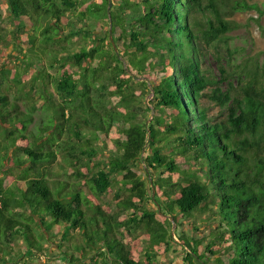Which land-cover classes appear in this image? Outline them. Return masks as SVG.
I'll return each mask as SVG.
<instances>
[{
  "label": "trees",
  "instance_id": "obj_1",
  "mask_svg": "<svg viewBox=\"0 0 264 264\" xmlns=\"http://www.w3.org/2000/svg\"><path fill=\"white\" fill-rule=\"evenodd\" d=\"M110 1L107 13L108 0H5L13 44L28 47L11 54V68L0 45V264L44 254L47 220L63 226L58 249L67 264H149L176 243L169 217L178 226L206 213L215 223L207 235L178 237L181 264H264V63L248 58L219 65L218 73L203 64L205 46L234 28L226 17L264 14V6L142 0V15L127 22L125 10L139 4ZM110 26L112 35L120 32L112 37L117 52ZM76 35L88 47L72 51ZM51 50L54 57L45 59ZM38 61L48 68L36 70ZM12 87L26 103L37 95L50 111L33 128L35 106L21 110L10 100ZM148 93L152 101L142 113L150 122L138 118ZM204 97L225 116H209ZM97 140L110 152L106 158ZM141 164L156 171L149 186ZM60 171L78 181L51 188ZM113 184L119 213L100 202ZM17 238L23 246L16 252Z\"/></svg>",
  "mask_w": 264,
  "mask_h": 264
},
{
  "label": "rangeland",
  "instance_id": "obj_2",
  "mask_svg": "<svg viewBox=\"0 0 264 264\" xmlns=\"http://www.w3.org/2000/svg\"><path fill=\"white\" fill-rule=\"evenodd\" d=\"M95 1V0H94ZM249 3H257L260 8L264 6V0H246ZM134 3L139 4L138 10H125V16L127 22L133 21L139 16L142 15V0H134ZM9 12L7 9V5L5 0H0V34L5 36V41L0 42V45L6 46L4 48L6 54L8 55L3 59L4 62H8L9 67H13V65H16L15 59H13L11 54H14L17 50L19 51V48H27V43H21L18 47H15L13 44V40L11 36L9 35V32L13 31V26L10 24L9 19ZM228 20H230L234 24V28L228 32L225 37L222 38L221 41L214 42L210 46H205V52L206 56L203 58V64L206 68H211L212 70H215L216 73H218L217 68L219 65H223L225 68H229L233 64H238L242 62L245 59L253 58L255 60H258L259 63H264V35H262V29H264V14H259L255 10H248V11H237L232 16L226 17ZM89 23L85 24V28L90 27L88 25ZM84 24H76V26H83ZM75 26V27H76ZM77 28V27H76ZM91 29L94 30V32H102V28L99 25H92ZM26 31V28L24 29V32ZM69 28L64 29V34H68ZM120 34L119 29L117 28L115 31V34L112 35L113 38H118V35ZM19 43V42H18ZM37 42L38 47H41ZM115 43V42H114ZM120 42L117 43L118 46H120ZM89 45L87 40H84L81 38V36H75L73 37V43L70 45L72 51H78L80 46ZM118 50V48H117ZM55 51H47L45 54L46 58L51 60L52 57H54ZM17 54V53H16ZM19 56V54H17ZM44 59V62H45ZM122 60L123 57L121 58ZM39 62V61H38ZM40 64H37L34 66L36 70H39L43 66H46L44 68H48V65L43 62H39ZM22 63H18L19 66H21ZM48 71L53 73L54 69H48ZM217 80L219 79V75L216 76ZM220 80V79H219ZM46 88L51 90V84L46 83ZM234 84V83H233ZM223 89H224V83ZM10 100L16 101L19 105L21 110H25L28 108L31 104L35 106L36 111L34 112L33 122L30 124V128H33L37 124H39L40 119L44 116L46 117V114L50 111H47L43 108V100L39 98L37 95L30 96L27 103L25 100L21 99L20 93H17L15 90V87H12L10 89ZM34 92V91H33ZM35 93V92H34ZM140 105L142 106L141 114L139 115V120H144L147 118V121L150 122L151 114H144L142 113V110L144 108V105L147 107L150 106V103L152 101V93L146 94L144 97L141 98ZM201 104L208 109L209 116L221 118L225 116L226 110L220 108L214 102L209 100L208 98L204 97L201 100ZM43 108V109H42ZM169 117L165 116V120H168ZM96 142V147L98 146L100 151L102 150L103 158H106L110 152L106 151L102 148L101 144H99V141ZM92 162V161H91ZM191 169L194 168L193 162H191ZM52 172H58L57 168L55 166H50ZM138 168L141 171V176L144 181H146V184L149 186L150 178L151 180L156 179V171L150 170L148 173L144 172V164H141L138 166ZM183 168V167H182ZM15 174V172H14ZM197 175L200 176L202 179V173H198ZM117 179L118 177L115 176ZM72 180H75L76 182L78 180L71 177V179H67L64 172L60 171V174L58 176L53 177L50 179V186L53 188L57 182L62 181H68V185L73 184ZM186 182H183L182 185H185ZM19 185L22 186V183L19 182ZM66 186L64 188L63 193L65 190H68L69 186ZM117 186L112 185L111 192L104 193L100 197L101 203H107L108 205L111 204V212L112 213H119V209L115 206L116 200L114 195L117 193ZM148 189V187H147ZM83 193L88 194V190L86 187H82ZM148 208H151L152 210L156 209V205L151 201L150 203L147 202ZM127 214L121 213V217L125 218ZM196 215V214H195ZM207 213L206 214H197L195 218H183L179 223L180 225L176 226L170 219V234H174V240L176 243L172 245V249L170 252L164 254L163 256L157 258L156 260H153V262L149 264H181L182 263V256L184 255L182 247L180 243L178 242V237L181 234L191 235V236H205L209 233V231L214 227L215 223L212 222V220L207 221ZM178 223V224H179ZM44 225L50 229L51 236L47 235L48 239L50 240L48 243H44V254L35 253V255L32 256H24L20 259L21 264H67L63 261V258L59 255L60 250L58 249V238L60 230H63V226L58 228L57 226L53 225L49 220L44 221ZM196 226L197 230L194 229L193 226ZM52 227V228H51ZM57 235V236H54ZM144 238L141 240V246H146V243H144ZM17 249L21 248L23 246L22 239H14ZM25 246V245H24ZM60 246V245H59ZM184 249V248H183ZM186 250V249H185ZM227 257L224 256L223 259ZM141 258L143 257V254H141ZM148 264V263H147Z\"/></svg>",
  "mask_w": 264,
  "mask_h": 264
},
{
  "label": "water",
  "instance_id": "obj_3",
  "mask_svg": "<svg viewBox=\"0 0 264 264\" xmlns=\"http://www.w3.org/2000/svg\"><path fill=\"white\" fill-rule=\"evenodd\" d=\"M110 7H111V1L108 0L107 13H109ZM109 38H110V40H111V42H112V45H113L115 51L117 52L116 45H115V43H114L113 40H112L111 26H110V28H109ZM142 151H143V150H142ZM141 160H143L142 157H141ZM150 190H151V195H152V197H153V196H154V190H153V188H151ZM169 219L172 220V217H169Z\"/></svg>",
  "mask_w": 264,
  "mask_h": 264
}]
</instances>
